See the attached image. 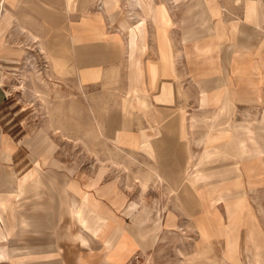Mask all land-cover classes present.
<instances>
[{"label": "crops", "instance_id": "obj_1", "mask_svg": "<svg viewBox=\"0 0 264 264\" xmlns=\"http://www.w3.org/2000/svg\"><path fill=\"white\" fill-rule=\"evenodd\" d=\"M179 1L182 5L176 4V8L182 7L184 13L178 20L180 22H177L180 54L187 59L190 82L198 93L197 98L191 97V103L197 106L193 108L195 111L182 112L183 107L178 104V95H175V88L181 89L183 93L184 91L183 87H178L179 74L173 69L172 34L167 19L169 1L153 0L155 21L152 20V14L148 15L146 5L142 2L138 7H145L141 9V15L145 24L146 49L139 56V62L143 65V80L138 85L139 91L124 96L120 113L111 111L113 116L106 133L109 140L107 143L97 144L92 149H86L81 144L84 151H91L97 161H101L98 152L112 151L113 156L109 158L111 167L123 168L126 176L134 178V182L144 179L140 182L143 187L144 183L168 184L172 192H167L168 195L158 193L154 198L147 187L135 192V196L131 198L143 200L144 204L136 205V202H131L125 208V213L134 221L130 219L123 223L116 218L122 215L119 212L122 209L119 208L123 203L122 196L113 184L102 185L99 182L105 173L103 163L99 164L95 176L84 184L85 187L81 186L82 180L79 183L70 178L72 170L60 172L58 160L50 157L55 146L50 143L45 126H41L25 143L30 150L27 156V149L21 145L27 135V128L20 119L21 105L7 91L3 78L5 67L0 62V160L8 164L11 162L9 170L0 168V232L5 230L4 225L8 226L9 231H25L23 234L51 232L54 228L50 227L51 221L68 215L81 228L75 236L69 234L73 241L67 243V248H72L75 253L71 263L128 264L135 255L138 256V261L146 255L150 257L152 250L160 246L177 248L179 252L175 257H170V261H161L159 264H264V49L251 53L250 43V24L259 26L264 31V23L259 24L258 11L255 13L246 10L258 7L254 0L174 2ZM226 8L234 9V12L240 9V15H233L230 18L233 21H229L223 15L227 12H224ZM55 15L49 20L50 30L46 34L44 32L41 35L27 24L25 26L32 29L34 34H40L41 38L49 39L52 34L51 40H54L59 38L54 36L59 22L56 17H62ZM139 18L140 15L130 17L134 21ZM117 19L118 24L127 23L120 15ZM201 20L213 23L210 25L212 30L206 31L198 25ZM42 21L45 30L47 23L43 19ZM149 21L154 25L153 31L148 30ZM83 22L85 21L75 26L76 29L71 25L77 39L84 40V37L90 35L93 40L96 34L102 33L96 30L95 24L92 29L83 28ZM53 27L56 30L51 33ZM64 27L60 29L64 30ZM124 34L125 32L118 33L120 40H127L128 36ZM260 36L264 39V33ZM62 48L64 51V45ZM103 49L106 59L115 54L110 46ZM0 56L3 54L0 53ZM151 60L157 63L154 81L149 79L150 69L147 64ZM229 65L234 69L233 74ZM48 68L52 71L49 63ZM67 70L58 75H66ZM99 78L91 74L80 81H95ZM89 84L90 82L85 83ZM150 87L153 88L151 91ZM231 89L242 91L239 95L243 100L231 96ZM172 96L174 102H168ZM115 102H120L119 97L112 101ZM256 106H261L257 115L250 109ZM48 126L54 132L59 128L60 133L66 135L62 124L49 120ZM114 152L128 153L127 160H120ZM135 153H147L150 156H146L148 162L141 163L134 156ZM134 164H137L135 168ZM43 165H47L46 170ZM243 171H249L250 179L243 175ZM38 191L45 193L40 199L45 205L43 210H36L31 201L25 200ZM166 198L180 200L190 215H197L193 218L194 226L190 229L196 235L194 240L171 242L159 239L162 232H183L184 229L181 225L180 229L167 227L175 225V219L167 211V205L162 204L159 205V213H156L160 215L161 223L157 220L158 217L152 223L151 206L146 201ZM13 199L16 203H13ZM103 199H108L112 207L103 204ZM2 200L7 202L6 210L1 205ZM142 206H146L147 211L141 210ZM217 211L220 213L219 218L215 216ZM166 213L167 225L164 224ZM18 215L37 216L41 218V224L37 228L21 230L16 219H12ZM83 220L86 221L85 224ZM92 226L95 227V233L94 240L90 241L84 230ZM158 226L160 230L156 239L152 230L157 232ZM158 243L161 245H157ZM122 244L126 245V250L119 257L115 249ZM53 245H58L60 249L54 263L66 264L64 254L61 255V246L58 242ZM181 248L190 250L183 251ZM47 262L38 260L36 263L49 264Z\"/></svg>", "mask_w": 264, "mask_h": 264}, {"label": "rangeland", "instance_id": "obj_2", "mask_svg": "<svg viewBox=\"0 0 264 264\" xmlns=\"http://www.w3.org/2000/svg\"><path fill=\"white\" fill-rule=\"evenodd\" d=\"M104 1L105 0H25L23 3H18L15 6H12L6 1L3 2V8L10 10L15 14L16 20H19L16 22H20L22 25L27 24V26L33 28L35 32L37 31L41 35L45 32L42 19L48 25L50 18L52 19L56 16L55 14L65 17H56V20L59 21L56 24L58 31L55 32V27H53V30L51 31V33L55 32L54 36L59 38L51 40V34L49 36L50 40L45 39V41L49 40L52 43L58 44L56 42L65 39L68 40L65 54H63V57L66 60V65H68V70L67 74L64 76L56 74L50 65L49 57H47L48 54L45 43L44 45L42 43L40 44V39H43L44 37L41 38L40 34H35V38L31 37L30 31H28L26 26H24L23 29L26 32H23V30L17 32L14 30L12 24L8 26L6 32L0 37V49L2 48L1 44L3 43L2 45L6 46L4 48L11 50L15 49L18 52L17 54L12 55L7 54L10 55L9 57L3 53V56L0 57V62L5 67L4 75L6 77L5 84L7 91L9 92V95L17 99L21 105L20 116L22 118L20 117V119L23 120L27 128V135L21 144L22 147L27 149L25 143L34 136L41 126H45V131L49 136L50 143L55 146L50 157H54L58 160V170L60 172H70V170H72L70 178L78 182L82 180L81 183H79L83 187H85L84 184L87 181L95 176L99 164L103 163L105 173L99 182L102 185L113 184L116 187L117 192L122 196L123 203L119 207L122 208L119 211L122 215L116 218L124 223L125 221L129 222L130 219L133 220L129 214L125 213V208L131 202H136V205L144 204L143 200H135L131 198V196H135V192L143 191L147 187L148 191L151 192V196L154 198L155 196H158V193L168 195L167 192L172 191L168 184L151 183L146 185V183H144L145 185L143 187L140 182L144 181V179H139L137 183L134 182V178L126 176L123 168L120 167V169H113L110 164L111 160L109 159L113 156L112 151L98 152L101 161H97L94 159L91 151H84L81 147V144H83L86 149L89 147L92 149L97 144H105L109 141L106 133L109 131L110 118L113 116L111 111H119L120 113L122 111V101L124 96L137 93L139 91L138 85L140 81L143 80V65L140 62L141 75L138 76L139 66L137 64L140 60V54H143L146 49V43L144 41L146 33L140 37L138 34L139 32L136 30V25L138 23L145 25L142 21V11L138 7L139 4L135 3L134 0H130V2L129 0H117L119 6L115 12L116 14L111 18L104 7ZM168 1L167 10L169 16H167V19L169 20L171 27L170 32L172 34L171 44L174 51V56L172 57L173 69L179 74L178 87H183L182 89L184 91L183 93L181 92V89L175 88V91L177 92L175 95H178L177 102L183 107L182 112L185 111L186 113H190L195 111L193 110L194 107H197L191 103V97L197 98L198 93L196 88L190 82L191 75L187 59L183 54H180L181 44L179 25L177 22H180L178 20L183 17L184 13L182 7L176 8V4L182 5V2L179 1L176 3L174 2L175 0ZM254 1L257 2L258 7H249L246 10L255 11V13L258 11L259 16H257V20L261 25L264 23V0ZM56 10L58 13L62 14H58ZM225 11L227 12L226 14H223L224 18H228L229 21H233L230 20L233 15H240V9H236L234 12V9L226 8L224 9V12ZM118 15L125 19L127 24L130 25L129 30L127 29V26H122L121 23L118 24ZM138 15H140V18L135 19V21L130 19V17H138ZM82 21H85L83 22V25L81 24L83 28L92 29L95 24L96 30L102 33L96 34L93 40H91L93 37L90 35L86 36L88 39H86V37H84V40L77 39L72 32L71 25L74 27L77 25L79 26ZM64 23L66 27H64L65 25L63 26ZM198 25L204 27L206 31H210L212 30V26L210 25H213V23L209 24L207 20H201ZM147 26L148 30L153 31L152 29L154 25H151L150 21L147 23ZM61 27H64L65 29L61 30ZM250 30L252 31V38L250 39L252 46L251 53L264 49V39H261L260 36L264 31L259 26H253L252 24H250ZM64 32L66 33L64 34ZM119 32H125L124 35L128 36L127 40H120L118 36ZM105 37L106 39L114 38L115 42L119 44V46H117L120 49V53L115 60L106 59L102 46ZM234 40H237V38H234ZM183 41L185 40L183 39ZM142 44L143 50L141 52L140 48H142ZM48 63L53 72L49 70ZM147 65L150 69L149 79L154 81L151 68H154L157 72V63H153L151 60L148 61ZM229 66L231 74H233L234 69L232 68V65ZM93 70H96V72ZM91 74L94 75V77L98 76L100 78L95 81H80L82 78H86ZM175 78L174 73V81ZM86 82H90V84L85 85ZM127 85H129V89H127ZM152 89L153 88L150 87V91ZM240 92L232 90L231 96H234L237 100H243L240 98ZM117 97H119L120 102L112 103V101H116ZM168 102H174V97L172 96ZM257 107L258 109H256ZM132 109L134 110L135 108ZM250 109L257 115V111L260 112L261 106H256ZM133 110L131 112H133ZM49 120H52L55 124H62L65 128L64 131L66 132V135H62L59 128L56 129L58 130L57 132H54V130L48 126ZM27 151L26 155L29 156L30 150L27 149ZM42 154L47 153L42 152ZM115 154L116 157H120V160L123 161L128 158V153L125 152H114V155ZM47 156L49 157V155ZM134 156L139 159L141 163H147V160H149L147 157H150L147 153H135ZM1 161L2 160H0V168L5 167L9 170L11 162L8 164L5 163V161ZM133 161L134 160H132L131 163H133ZM136 165L137 164H134L133 168H135ZM43 166L44 170H46L47 165ZM243 175H247L250 179L249 171H243ZM243 187H245V185ZM71 196L74 197L75 195L71 194ZM76 196L78 200H81L78 198L80 196ZM13 200V203H16V200ZM22 200L23 204L24 199ZM146 203L149 207L151 206L152 223L157 219L156 217H158L157 220L161 223L160 215L156 213H159L158 208L159 205L162 204L164 206L167 205V211H169L175 219V225H167L165 223L167 212L164 224L167 225V227H174V229H180V225L184 228L183 232L181 230L162 232L159 239L175 242L190 241L196 238L195 233L190 229L193 228V218L197 215H190L183 207L180 200L177 201L167 198L163 200L149 199ZM103 204L112 207V204L108 199H103ZM1 205L4 206V210L7 209V202H5V200H2ZM142 209L147 211L148 208L142 206L141 210ZM181 209L183 211H181ZM219 214L220 213L217 211L215 216L219 218ZM58 218L60 217H56V220L51 221L50 227H54L53 230L51 229V232L44 231L23 234L25 231L22 233L19 231H9L7 230L8 226L4 225L5 230L0 232V240L2 239V242H0V264H12L10 256L13 251L20 252L30 250L37 253V256H42L47 252L58 253L60 249L57 242L61 246V255L64 254L63 256L67 261L66 264H75L71 263L75 253L72 252V248H67V243L73 241V239L69 238V234L75 236L79 233V229L81 230V228L71 216L63 215L59 221ZM12 219H15V217ZM83 221L85 224L86 221ZM160 226H158L157 232L152 230L153 235H156V239ZM88 228L93 229V227ZM88 228L84 231L88 232ZM70 229L72 231H70ZM53 243L57 246H54ZM157 245L161 244L158 243ZM124 246L123 250H126V245ZM180 250L186 251L190 249L181 248ZM165 251H167V253H165ZM161 252L162 254L160 255ZM178 252L179 250L177 248H163L159 246L152 250L153 254L150 257H147L146 255V257H141L138 261V256L135 255L128 264H159L161 261L168 262L170 261V257H175ZM117 254L119 255V253ZM55 261L57 260L50 261L51 263L49 264H55Z\"/></svg>", "mask_w": 264, "mask_h": 264}, {"label": "bare ground", "instance_id": "obj_3", "mask_svg": "<svg viewBox=\"0 0 264 264\" xmlns=\"http://www.w3.org/2000/svg\"><path fill=\"white\" fill-rule=\"evenodd\" d=\"M5 1L7 3L11 4L12 6H15L18 3H23L25 0H0V11H1L0 12V37L4 34V32H6V29L11 24H12V26H14V30L17 31V32H21L24 29V26H25V25H22L20 22H16V21H19V20H16L15 14H13L7 8H3L4 7L3 6L4 5L3 2H5ZM134 1H135V3H138L139 5H141V3L143 2L144 3L143 5H146V10L149 13L148 15L152 14V16L154 18L152 20L155 21V14H154L155 9L153 7V5H154L153 0H134ZM118 6L119 5H118V1L117 0H105L104 1V7L107 10V12H108V14H109V16L111 18L114 17V15L116 14L115 12L117 11V7ZM143 8L145 9V7H143ZM143 8H141V9L143 10ZM121 25L122 26H127L128 30L130 29V25H128L126 22H122ZM48 27H50V26L47 25V28L45 29V34H46V31L50 30ZM136 30H137V32H139L138 34L140 35V37H142L145 34V27H144V25L142 23H138L136 25ZM28 31H30V36L35 38L36 35L31 31V29H28ZM103 42H104V44H103L104 48H108L110 46L112 49H114V53H115V54H112L107 59L108 60L117 59L118 55L120 53V49L118 48L119 44H117L114 39H112V38L106 39V37L104 38ZM41 43L43 45L45 43V45H46L47 54H48L47 57H49L48 59H49L50 65L53 68L54 72H56L57 74L64 73V70H67V68L65 67L66 66V61L63 58V54H65V49L67 47L68 40L65 39V40H62V41H58V42H56L58 44H55V43H52L49 40L45 41V38H43V39H40V44ZM2 44H1L2 48L0 49L2 54L4 53V55H6L8 57L10 55H12V54H17L18 51H16L15 49L11 50V49H8V48H4L6 46H3ZM57 45H59V46H57ZM62 45H64V47H65L64 51H63ZM142 50H143V44H142V48H140L141 52H142ZM7 54H10V55H7ZM137 65L139 66L138 75H140V62H138ZM65 73H66V71H65ZM151 73L153 74L152 75L153 79L156 80L157 72L155 71L154 68H151ZM3 78H6L5 75H4ZM17 187H19V186H17ZM101 192L102 191H100V193ZM44 194L45 193L41 192V191L35 192L30 197H27V200L32 202L33 208H35L36 210H38L39 208L40 209L42 208V210H43L45 205L42 204L40 199L43 198ZM71 206H72V203H71ZM73 207H75V206H73ZM15 219H16V221L18 223V228L21 229V230H25L26 228H31V227L37 228L41 224V220H40L41 218H39L37 216L18 215L17 217H15ZM92 227H93V229H89L88 228V232L84 231V233L88 236V239L90 241L94 240L93 234L95 233V227L94 226H92ZM20 233H22V232H20ZM124 245L125 244H122L121 246H119L118 248L115 249L116 253H119V255H118L119 257L122 256V250L125 247ZM57 254L58 253H48L47 252V253H44L42 256H37V253L32 252L30 250H25V251H20V252L19 251H13V252H11L10 259H11L12 264H38L36 262H38L39 259H40V261H48L47 263H51L50 261L58 259L57 256H56Z\"/></svg>", "mask_w": 264, "mask_h": 264}]
</instances>
